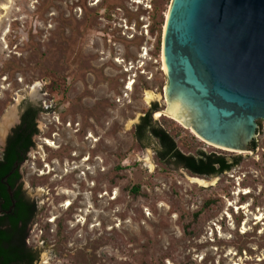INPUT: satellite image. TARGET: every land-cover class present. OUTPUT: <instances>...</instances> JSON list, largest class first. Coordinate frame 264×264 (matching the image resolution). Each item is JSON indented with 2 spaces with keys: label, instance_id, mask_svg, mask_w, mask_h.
<instances>
[{
  "label": "rangeland",
  "instance_id": "obj_1",
  "mask_svg": "<svg viewBox=\"0 0 264 264\" xmlns=\"http://www.w3.org/2000/svg\"><path fill=\"white\" fill-rule=\"evenodd\" d=\"M170 2L0 0V125L16 109L0 156L23 108L41 110L19 167L37 209L26 238L34 264H264V120L255 150L239 153L153 119L183 154L241 158L209 186L190 179L214 177L158 160L153 137L133 139L151 104L166 109ZM148 91L157 98L145 102Z\"/></svg>",
  "mask_w": 264,
  "mask_h": 264
},
{
  "label": "water",
  "instance_id": "obj_2",
  "mask_svg": "<svg viewBox=\"0 0 264 264\" xmlns=\"http://www.w3.org/2000/svg\"><path fill=\"white\" fill-rule=\"evenodd\" d=\"M161 48L165 113L219 148L253 152L264 120V0H171Z\"/></svg>",
  "mask_w": 264,
  "mask_h": 264
},
{
  "label": "trees",
  "instance_id": "obj_3",
  "mask_svg": "<svg viewBox=\"0 0 264 264\" xmlns=\"http://www.w3.org/2000/svg\"><path fill=\"white\" fill-rule=\"evenodd\" d=\"M155 110L158 107L153 103L139 117L138 123L134 125L133 139L138 144L147 136L156 139L160 147L156 152L158 160H170L192 175L204 178L219 176L239 164V156L227 158L203 151H198L195 155L183 154L177 149L172 137L156 126L152 118ZM39 111V108L32 106L23 108L19 123L6 137L0 156V264H34L37 259V254L26 245L28 228L37 209L35 203L24 195L19 167L25 161L27 152L34 146L32 138L38 133L36 118ZM257 125L259 126V122ZM8 173L10 174L5 177ZM137 188L138 186H134L131 191L136 192Z\"/></svg>",
  "mask_w": 264,
  "mask_h": 264
},
{
  "label": "bare ground",
  "instance_id": "obj_4",
  "mask_svg": "<svg viewBox=\"0 0 264 264\" xmlns=\"http://www.w3.org/2000/svg\"><path fill=\"white\" fill-rule=\"evenodd\" d=\"M166 19H167V13H166V18H165V21H164V28H165V22H166ZM164 28H163V32H164ZM143 55H146V54H142V56ZM161 59H162V70L164 71V73L166 74V72H165V70H164V66H163V54H162V52H161ZM127 89H129L130 88V83L128 84V86L126 87ZM36 89H37V85L36 86H34L33 88H32V93H35L36 92ZM164 91H165V87H164ZM163 94H164V92H163ZM158 96V95H157ZM157 96H154L153 95V93H151V91L149 92H146L145 93V98H144V100H145V102H149L152 98H157ZM19 100V98L17 99V101ZM167 108V107H166ZM15 106H12L11 108H9V111L7 112V114L4 116V119L2 120V122H1V125H0V133L2 134V132L8 127V125H10V124H12V122L16 119V117L14 116V113H15ZM165 110L166 109H163V110H159L158 112H155L154 113V115H153V118L155 119V120H157V119H159V118H161V117H167V118H170V119H173V120H175V121H177L178 123H180V124H182L179 120H177L176 118H174V117H172V116H170V115H168V114H166L165 113ZM0 134V135H1ZM2 137V136H1ZM203 140V139H202ZM206 142V141H205ZM208 143V142H207ZM208 144H210V145H213V146H215L214 144H211V143H208ZM49 145H52L51 143H49ZM215 147H218V146H215ZM237 152H239L240 153V151H237ZM86 159V158H85ZM84 159V160H85ZM149 160V159H148ZM149 163H151V162H149ZM152 165V164H151ZM192 182H194V183H197L198 185H203V186H209V185H213V184H215V182H216V178L214 177V178H212V179H210V180H204V179H201V178H191L190 179ZM70 205V203L69 202H66L65 203V205H64V207H68ZM261 218H262V215H260V216H257V217H255V219L256 220H261ZM245 228H243V230H244ZM243 233L245 232V230L244 231H242Z\"/></svg>",
  "mask_w": 264,
  "mask_h": 264
}]
</instances>
